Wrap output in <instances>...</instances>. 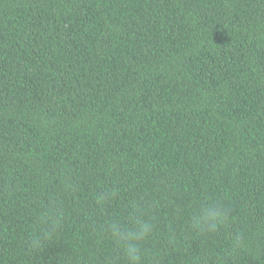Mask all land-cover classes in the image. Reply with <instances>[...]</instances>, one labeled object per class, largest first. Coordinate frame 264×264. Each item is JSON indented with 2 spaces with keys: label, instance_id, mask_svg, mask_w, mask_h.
Returning a JSON list of instances; mask_svg holds the SVG:
<instances>
[{
  "label": "trees",
  "instance_id": "obj_1",
  "mask_svg": "<svg viewBox=\"0 0 264 264\" xmlns=\"http://www.w3.org/2000/svg\"><path fill=\"white\" fill-rule=\"evenodd\" d=\"M133 203L154 264H264V0H0V264H126Z\"/></svg>",
  "mask_w": 264,
  "mask_h": 264
},
{
  "label": "clouds",
  "instance_id": "obj_2",
  "mask_svg": "<svg viewBox=\"0 0 264 264\" xmlns=\"http://www.w3.org/2000/svg\"><path fill=\"white\" fill-rule=\"evenodd\" d=\"M99 199L103 200L104 196H100ZM61 215L59 207L53 204L38 217V231L32 241L34 247H39L44 239L51 238L59 228L58 218ZM230 217L224 203L209 197L191 216L189 227L201 235H219L227 227ZM128 220L129 224H124L115 219H108L98 224L97 230L120 246L126 264H154L158 253L155 250L149 252L144 247L145 242L155 235V223L153 218L148 216V208L133 203ZM227 239L233 251L243 250L246 247L247 237L239 229L229 233Z\"/></svg>",
  "mask_w": 264,
  "mask_h": 264
}]
</instances>
